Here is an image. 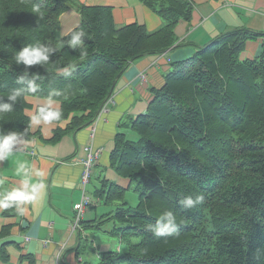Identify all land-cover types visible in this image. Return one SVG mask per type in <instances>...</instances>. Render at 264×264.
Returning a JSON list of instances; mask_svg holds the SVG:
<instances>
[{
    "label": "trees",
    "instance_id": "16d2710c",
    "mask_svg": "<svg viewBox=\"0 0 264 264\" xmlns=\"http://www.w3.org/2000/svg\"><path fill=\"white\" fill-rule=\"evenodd\" d=\"M139 1L162 21L156 31L136 23L116 26L109 7L76 0H0V98L7 102L10 90L21 87L15 81L24 66L12 59L16 50L37 42L57 46L83 29L88 58L80 61L77 52L60 47L49 64L29 69L42 79L38 92L28 97L64 93L53 99L69 123L54 131L52 143L67 131L89 126L130 64L180 46L174 29L190 20L192 0ZM71 8L80 22L62 37L59 17ZM261 36L233 28L198 47L165 74L146 111L130 121L139 139L116 134L109 167L129 180L138 202L127 205L125 191L107 181L95 190L94 197L119 205L86 223L100 229L112 221L106 232L120 244L100 252L96 264H264V45L258 57L240 59L245 43ZM69 62L77 65L73 75H57L55 68ZM28 107L22 98L13 112L0 116V131L31 136ZM196 194L204 195L203 203L182 210L179 199ZM15 209L3 208L1 216ZM165 210L177 216L179 234L157 238L145 226L155 224ZM10 229L2 226L0 238ZM6 246H0V264L9 262ZM19 260L35 264L31 255Z\"/></svg>",
    "mask_w": 264,
    "mask_h": 264
},
{
    "label": "crops",
    "instance_id": "0c3cea01",
    "mask_svg": "<svg viewBox=\"0 0 264 264\" xmlns=\"http://www.w3.org/2000/svg\"><path fill=\"white\" fill-rule=\"evenodd\" d=\"M76 1L85 6L109 7L116 26L136 23L153 32L162 24L160 18L139 0ZM192 7L190 20L179 21L174 29L180 46L130 64L115 85L106 114L98 116L87 127L67 131L54 143L50 142L54 131L65 130L68 119L63 126H30L31 136L23 137L14 154L0 162V198L18 186L20 177L15 175V169L21 162L42 171L45 184L40 198L21 205L20 212L15 209L13 214L3 217V208H0V229L4 225L11 227L9 235L0 238V246L7 244L8 264H28L19 260L21 255L33 256L35 264H92L94 256L98 257L100 252L113 247L118 249L114 246L115 241L108 239L114 237L106 232L113 227L112 221L108 220L112 223L110 229H105L104 224L96 229L86 223L104 217L117 207L114 204L117 201L106 204L101 196H93L103 181L113 183L125 192L131 188L128 179L109 167L116 134H124L131 142L139 139L130 130V121L146 111L154 91L162 87L165 74L176 63L191 58L198 47L233 28H247L264 34V0H192ZM79 22L80 16L74 8L67 10L59 17V35H67ZM263 45L264 36L247 41L240 59L258 57ZM45 100L28 97L25 115L30 119ZM88 144L98 148L100 153L88 186L92 204L82 219L84 230H75L72 207L81 197V166L77 158L83 155V147ZM36 179L34 177V182ZM112 204L114 209H111Z\"/></svg>",
    "mask_w": 264,
    "mask_h": 264
},
{
    "label": "clouds",
    "instance_id": "9594fccd",
    "mask_svg": "<svg viewBox=\"0 0 264 264\" xmlns=\"http://www.w3.org/2000/svg\"><path fill=\"white\" fill-rule=\"evenodd\" d=\"M34 10L39 12L40 6L34 5ZM63 36V33H61ZM88 33L83 29L76 30L70 34L67 40H61L57 46L50 43L29 44L16 50L12 59L17 66L23 65L24 71L17 75L15 83L21 85L10 90L7 95V102L0 98V116L14 111V106L22 98L27 100L28 94H35L39 90L37 80L42 79L38 73H30L32 66H40L49 64L50 58L60 50V47H67L78 53L80 61L88 58V46L85 40ZM77 65L69 62L65 66H57L55 71L57 75L69 78L76 71ZM64 95L59 90L50 92L44 103L38 107L36 112L30 116L29 126H48L59 124L63 126L66 122L63 118L62 109L58 101L53 97ZM23 139V134L17 131H0V162H4L14 154V149ZM15 175L20 177L19 184L10 192L0 198V208L8 209L15 207L18 212L21 211V205L31 203L40 198V194L45 189L43 182L44 173L40 170L31 169L27 163L21 162L15 169ZM34 177L37 178L34 182ZM204 201L203 194L183 196L178 203L182 210H190ZM146 231L152 233L157 238H166L178 235L177 216L171 210H165L156 220L155 224L149 223L145 226Z\"/></svg>",
    "mask_w": 264,
    "mask_h": 264
},
{
    "label": "built area",
    "instance_id": "2783aa9c",
    "mask_svg": "<svg viewBox=\"0 0 264 264\" xmlns=\"http://www.w3.org/2000/svg\"><path fill=\"white\" fill-rule=\"evenodd\" d=\"M106 110H107V106L105 105L102 108L101 113H105ZM84 150L86 152V156L84 157V159H79L80 163L83 166L79 180L81 198L80 201L73 206V212H74V220H73L74 222L72 225L73 228L78 227V224L83 216L84 210L89 205L90 200L88 196H86L85 194V186L91 177L93 167L96 164L98 158V155H96L95 152L91 151L90 146L84 147Z\"/></svg>",
    "mask_w": 264,
    "mask_h": 264
},
{
    "label": "rangeland",
    "instance_id": "374dc122",
    "mask_svg": "<svg viewBox=\"0 0 264 264\" xmlns=\"http://www.w3.org/2000/svg\"><path fill=\"white\" fill-rule=\"evenodd\" d=\"M75 10V9H74ZM76 11V10H75ZM152 56H156V55H152ZM108 111L106 110V112L105 113H102V114H100V115H104V114H106ZM100 115L98 114V116L100 117ZM93 136V134H92V132H91V137ZM87 146H90V148H91V151L92 152H95V154L96 155H98V157H99V153H100V150L98 149V148H94V147H92V145L91 144H88V145H85L84 147H87ZM84 147H83V155H81V156H79L78 158L79 159H84V157L86 156V152H85V150H84ZM94 148V149H93ZM80 164V166H81V171H82V168H83V166H82V164L81 163H79ZM80 175H81V172H80ZM79 180H80V176H79ZM132 187H133V185H131V188L130 189H128L126 192H125V195H124V202H126L127 203V205H130V206H136L137 205V202H138V195H137V193H135L133 190H132ZM114 204H116V205H118L119 203H114ZM114 204H112L111 206H113ZM114 207L115 206H113V207H111V209H114ZM72 210H73V207H72ZM87 211V209H85L84 210V214H85V212ZM111 226H112V223L111 222H106L105 224H104V227H105V229H110L111 228ZM108 239H113L114 241H115V245L114 246H120V244H119V242H118V240H117V238L116 237H114V238H108ZM137 242V241H136ZM117 247H113L112 249H116ZM124 250V247L123 246H121L120 247V251H123ZM97 257L96 256H94V258H93V260L91 261V263L92 264H96L97 262Z\"/></svg>",
    "mask_w": 264,
    "mask_h": 264
}]
</instances>
